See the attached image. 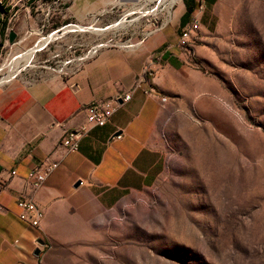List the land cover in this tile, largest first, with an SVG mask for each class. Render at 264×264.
<instances>
[{
  "label": "rangeland",
  "instance_id": "obj_1",
  "mask_svg": "<svg viewBox=\"0 0 264 264\" xmlns=\"http://www.w3.org/2000/svg\"><path fill=\"white\" fill-rule=\"evenodd\" d=\"M71 1L0 0V76L30 52L15 78L67 81L102 50L161 29L178 38L183 0H110L81 21ZM203 13L195 58L170 47L180 68L166 74L164 172L114 208L84 195L55 213L41 264H264V0H218Z\"/></svg>",
  "mask_w": 264,
  "mask_h": 264
},
{
  "label": "crops",
  "instance_id": "obj_2",
  "mask_svg": "<svg viewBox=\"0 0 264 264\" xmlns=\"http://www.w3.org/2000/svg\"><path fill=\"white\" fill-rule=\"evenodd\" d=\"M109 1L72 0L69 14L81 21L107 9ZM200 1L205 12L218 0ZM198 3H180L178 38L161 29L132 47L102 50L67 81L14 77L0 82V179L5 182L0 190V264H41L55 213L83 205L84 195L103 209H111L158 181L166 164L158 137L166 119V74L180 68L170 47L179 41L182 27L192 19ZM188 7L192 12L183 21ZM148 69L154 71L153 76H148ZM9 72L8 68L5 77L15 74ZM127 91H132L131 99L118 106L108 123L90 129L77 151L60 146L66 131L85 124L86 104ZM54 161L58 166L40 188L33 189L31 171ZM22 194L30 195L44 210L40 226L19 218L17 199Z\"/></svg>",
  "mask_w": 264,
  "mask_h": 264
},
{
  "label": "built area",
  "instance_id": "obj_3",
  "mask_svg": "<svg viewBox=\"0 0 264 264\" xmlns=\"http://www.w3.org/2000/svg\"><path fill=\"white\" fill-rule=\"evenodd\" d=\"M203 3L196 9L192 19L182 27L180 39L178 41L179 48L187 57L192 60L195 58V42L197 41V32L201 26V17L203 14ZM98 49L95 50V52ZM148 74H152L153 70H146ZM16 77V76H15ZM137 86V85H135ZM132 91L118 93L111 98L97 99L86 104V122L77 130L66 131L60 141L66 151H77L80 139L92 128L103 126L112 117L119 105L131 99ZM58 166L56 161L51 163H42L35 167L30 173V184L33 189L40 188L48 175ZM5 187L4 180L0 179V190ZM19 207V218L33 226H40L44 220V210L42 207L28 194H22L17 199Z\"/></svg>",
  "mask_w": 264,
  "mask_h": 264
},
{
  "label": "bare ground",
  "instance_id": "obj_4",
  "mask_svg": "<svg viewBox=\"0 0 264 264\" xmlns=\"http://www.w3.org/2000/svg\"><path fill=\"white\" fill-rule=\"evenodd\" d=\"M166 0H162V4L165 2ZM176 0H171V4L174 3ZM169 3V4H170ZM165 4V3H164ZM166 5V4H165ZM168 5V4H167ZM164 7H167V6H164ZM73 24V23H71ZM67 26V25H66ZM91 29H94V32H98L100 33L101 31H98V29H95V28H92ZM100 30V29H99ZM54 37H46L44 38L41 42L42 44L44 43H47L48 41H51L53 40ZM99 47H95L93 46L89 51H88V54L86 56H84L83 58H86V57H89L90 55H92L93 53H95V50L98 49ZM32 53H26V54H22L21 56H18L17 59L13 60L12 62V65H10V67L12 66L13 68H9L10 69V72L9 74L13 73L14 70L16 69V67L18 66V63L19 61L21 60H27L30 56H31ZM15 74H13L12 76H9V77H5L4 76H0V82L4 81V80H8V79H11V78H14L15 76H17L18 74L16 72H14Z\"/></svg>",
  "mask_w": 264,
  "mask_h": 264
},
{
  "label": "trees",
  "instance_id": "obj_5",
  "mask_svg": "<svg viewBox=\"0 0 264 264\" xmlns=\"http://www.w3.org/2000/svg\"><path fill=\"white\" fill-rule=\"evenodd\" d=\"M0 8H3V7H1V5H0ZM191 12H192V9L188 7L187 11L182 16L183 21L187 20V18L190 15ZM0 22H1L0 35L3 36L5 34L6 28H7V17H0ZM1 45H2V41H0V46Z\"/></svg>",
  "mask_w": 264,
  "mask_h": 264
},
{
  "label": "water",
  "instance_id": "obj_6",
  "mask_svg": "<svg viewBox=\"0 0 264 264\" xmlns=\"http://www.w3.org/2000/svg\"><path fill=\"white\" fill-rule=\"evenodd\" d=\"M58 30H60V29H58ZM16 37H17V33H16L14 30H11V31H10V34H9V41H10L11 43L14 42V40L16 39ZM41 243H44V242L41 241ZM36 253H37V254L40 253V249H39V248L36 250Z\"/></svg>",
  "mask_w": 264,
  "mask_h": 264
}]
</instances>
